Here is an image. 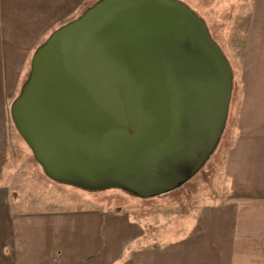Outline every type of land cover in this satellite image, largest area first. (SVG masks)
I'll return each instance as SVG.
<instances>
[{"label": "water", "instance_id": "obj_1", "mask_svg": "<svg viewBox=\"0 0 264 264\" xmlns=\"http://www.w3.org/2000/svg\"><path fill=\"white\" fill-rule=\"evenodd\" d=\"M231 66L179 0H99L35 50L10 106L43 173L87 191L172 192L223 134Z\"/></svg>", "mask_w": 264, "mask_h": 264}, {"label": "crops", "instance_id": "obj_2", "mask_svg": "<svg viewBox=\"0 0 264 264\" xmlns=\"http://www.w3.org/2000/svg\"><path fill=\"white\" fill-rule=\"evenodd\" d=\"M95 1L0 0V114H10L37 47ZM246 18L241 54L230 62L220 199L203 203L164 242H150L147 225L130 214L97 203L21 217L0 201V264H264V0H249Z\"/></svg>", "mask_w": 264, "mask_h": 264}, {"label": "rangeland", "instance_id": "obj_3", "mask_svg": "<svg viewBox=\"0 0 264 264\" xmlns=\"http://www.w3.org/2000/svg\"><path fill=\"white\" fill-rule=\"evenodd\" d=\"M179 1L203 20L229 64L236 66L247 24L249 0ZM222 136L206 164L183 186L164 195L143 199L113 188L87 191L52 181L16 131L10 114H0V201L8 203L11 212L21 217L55 216L97 203L100 207L123 210L145 223L150 242L171 240L179 236V229L187 224L197 208L207 201L219 200L225 191L226 176L222 172L225 142ZM31 169L36 173H23ZM9 170L20 173H8Z\"/></svg>", "mask_w": 264, "mask_h": 264}, {"label": "trees", "instance_id": "obj_4", "mask_svg": "<svg viewBox=\"0 0 264 264\" xmlns=\"http://www.w3.org/2000/svg\"><path fill=\"white\" fill-rule=\"evenodd\" d=\"M113 189L120 190V191H123V192H125V193H127V194H129V195L133 196V197L140 198V197H138V196H135V195H133L132 193H130V192H128V191H126V190H123V189H120V188H113ZM153 198H154V197H153ZM143 199H144V198H143Z\"/></svg>", "mask_w": 264, "mask_h": 264}]
</instances>
